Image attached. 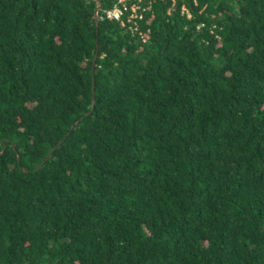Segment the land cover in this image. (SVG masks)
<instances>
[{
  "label": "trees",
  "instance_id": "1",
  "mask_svg": "<svg viewBox=\"0 0 264 264\" xmlns=\"http://www.w3.org/2000/svg\"><path fill=\"white\" fill-rule=\"evenodd\" d=\"M98 1L0 0V264H264V0Z\"/></svg>",
  "mask_w": 264,
  "mask_h": 264
},
{
  "label": "built area",
  "instance_id": "2",
  "mask_svg": "<svg viewBox=\"0 0 264 264\" xmlns=\"http://www.w3.org/2000/svg\"><path fill=\"white\" fill-rule=\"evenodd\" d=\"M144 1L148 3L147 7L142 6ZM113 2H115L114 8L105 12L106 18L120 23L124 29L127 28V25H130L129 29L134 35L139 33L143 40L147 41L145 33L140 30L139 19H145L143 13L148 12L152 0H113ZM181 13L187 18L191 14L185 5L182 6Z\"/></svg>",
  "mask_w": 264,
  "mask_h": 264
},
{
  "label": "water",
  "instance_id": "3",
  "mask_svg": "<svg viewBox=\"0 0 264 264\" xmlns=\"http://www.w3.org/2000/svg\"><path fill=\"white\" fill-rule=\"evenodd\" d=\"M95 2L96 3H98L99 4V7L96 9V11H95V19L97 20V22L98 23H100V19H99V12L102 10V4H101V2L100 1H98V0H95ZM99 49H100V47H98V53H99ZM97 59H98V55H97V57H96V59H95V62H94V64H93V68H92V73H94V69H95V67H96V62H97ZM95 88H96V84L94 83V104H95ZM64 143H61L55 150H54V152L52 153V155H50L48 158H47V161L48 160H50V158L55 154V152L63 145ZM20 159V158H19ZM42 168V167H41ZM40 168V169H41Z\"/></svg>",
  "mask_w": 264,
  "mask_h": 264
}]
</instances>
